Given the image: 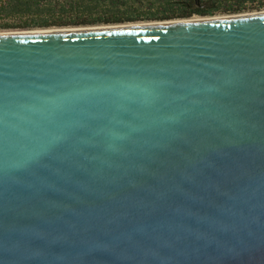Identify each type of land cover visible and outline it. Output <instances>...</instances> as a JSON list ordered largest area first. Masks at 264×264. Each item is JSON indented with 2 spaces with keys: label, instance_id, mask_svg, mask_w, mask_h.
Listing matches in <instances>:
<instances>
[{
  "label": "water",
  "instance_id": "water-1",
  "mask_svg": "<svg viewBox=\"0 0 264 264\" xmlns=\"http://www.w3.org/2000/svg\"><path fill=\"white\" fill-rule=\"evenodd\" d=\"M0 264H264V11L0 32Z\"/></svg>",
  "mask_w": 264,
  "mask_h": 264
},
{
  "label": "rangeland",
  "instance_id": "rangeland-1",
  "mask_svg": "<svg viewBox=\"0 0 264 264\" xmlns=\"http://www.w3.org/2000/svg\"><path fill=\"white\" fill-rule=\"evenodd\" d=\"M184 1L192 3V0H40L39 9L42 10V13L34 17L10 14L4 10H0V31L179 20L184 18H159L179 14L183 10L181 4ZM199 2L205 5L204 10H207L209 13L201 16L193 14L195 17L224 16L264 11V0H199ZM5 3L6 0H0V5ZM38 16L47 21H86L98 17L103 19L124 18L126 20L117 23H96L80 26L19 27L26 23L32 24L31 22L39 19Z\"/></svg>",
  "mask_w": 264,
  "mask_h": 264
},
{
  "label": "trees",
  "instance_id": "trees-1",
  "mask_svg": "<svg viewBox=\"0 0 264 264\" xmlns=\"http://www.w3.org/2000/svg\"><path fill=\"white\" fill-rule=\"evenodd\" d=\"M40 0H6L5 4L0 5V10H4L5 12H8L10 14H18V15H23V16H30L34 17L40 13H42V10L39 9V2ZM194 11H198L197 9H194ZM112 13V12H111ZM190 13V11L188 12ZM188 13L185 14H176V15H167V16H162L159 19H167L171 17H179L183 15H187ZM200 13V12H199ZM39 19H36L35 21L31 22L32 24H22L19 27H49L52 25L55 26H64V25H72V26H80V25H92L96 23H117L124 21L126 19L124 18H95V19H90L86 21H65V20H54V21H47L42 19L40 16H38ZM113 17V16H112Z\"/></svg>",
  "mask_w": 264,
  "mask_h": 264
},
{
  "label": "flooded vegetation",
  "instance_id": "flooded-vegetation-1",
  "mask_svg": "<svg viewBox=\"0 0 264 264\" xmlns=\"http://www.w3.org/2000/svg\"><path fill=\"white\" fill-rule=\"evenodd\" d=\"M181 6L183 10L180 12V14H185V13H188L189 11L190 13H188L187 15L179 16V17L188 18V17L193 16V14L201 16V15H205L209 13L207 10L206 11L204 10L205 5L203 3H200L199 0H192L191 4L187 1H184L182 2ZM194 9H197L198 11H194Z\"/></svg>",
  "mask_w": 264,
  "mask_h": 264
},
{
  "label": "bare ground",
  "instance_id": "bare-ground-1",
  "mask_svg": "<svg viewBox=\"0 0 264 264\" xmlns=\"http://www.w3.org/2000/svg\"><path fill=\"white\" fill-rule=\"evenodd\" d=\"M260 12H263V11H260ZM248 13H255V12H248ZM239 14H247V13H239ZM239 14H233V15H239ZM224 16H230V15H224ZM214 17H222V16H210V17H190V18H187V19H179V20H189V19H203V18H214ZM167 21V20H166ZM169 21H175V20H169ZM156 22H161V21H156ZM135 23H146V22H135ZM124 24H130V23H124ZM110 25H115V24H110ZM96 26H99V25H96ZM84 27V26H83ZM54 27L52 28H39V29H53ZM58 28H68V27H58ZM31 30H37V29H31ZM19 31H22V30H19ZM0 32H7V31H0Z\"/></svg>",
  "mask_w": 264,
  "mask_h": 264
}]
</instances>
